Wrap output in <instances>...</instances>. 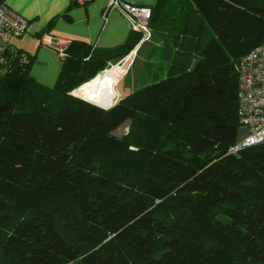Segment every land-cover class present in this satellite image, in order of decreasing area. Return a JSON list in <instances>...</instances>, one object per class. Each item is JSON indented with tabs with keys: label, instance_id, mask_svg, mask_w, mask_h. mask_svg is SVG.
I'll return each mask as SVG.
<instances>
[{
	"label": "trees",
	"instance_id": "16d2710c",
	"mask_svg": "<svg viewBox=\"0 0 264 264\" xmlns=\"http://www.w3.org/2000/svg\"><path fill=\"white\" fill-rule=\"evenodd\" d=\"M152 12L161 44L149 67L161 77L108 109L72 91L140 33L108 49L72 41L53 87L31 75L33 53L5 51L0 264H264V143L230 150L264 0H159ZM91 228L101 235L82 241Z\"/></svg>",
	"mask_w": 264,
	"mask_h": 264
},
{
	"label": "crops",
	"instance_id": "0c3cea01",
	"mask_svg": "<svg viewBox=\"0 0 264 264\" xmlns=\"http://www.w3.org/2000/svg\"><path fill=\"white\" fill-rule=\"evenodd\" d=\"M125 1L152 7L159 0ZM108 2L109 0H92L86 5H78L73 0H7L12 9L22 14L29 21L27 33L19 38H13L9 47L13 49L23 48L33 53L35 58L31 75L40 84L53 87L59 79L63 61L59 50L41 43L43 32L54 35L62 42H68L67 47L74 41L84 43L93 49L122 46L136 32L119 12L105 11ZM153 37V45L144 54L146 67L150 64L153 49L161 44L159 35L154 31ZM143 46L144 43H141L137 48L130 67L135 63L137 56L143 50ZM130 67L121 78V86L130 71ZM98 82L100 83L99 79ZM122 90L124 96L130 93L124 88ZM72 93L97 103L99 87L93 78L76 88Z\"/></svg>",
	"mask_w": 264,
	"mask_h": 264
},
{
	"label": "built area",
	"instance_id": "2783aa9c",
	"mask_svg": "<svg viewBox=\"0 0 264 264\" xmlns=\"http://www.w3.org/2000/svg\"><path fill=\"white\" fill-rule=\"evenodd\" d=\"M78 5H86L92 0H73ZM106 12H119L131 25V28L141 34V38L131 53L119 62L123 68L133 57L141 43L153 36L151 27L152 7L134 4L125 0H109ZM29 21L22 14L12 9L7 0H0V62L13 38H19L27 33ZM41 43L59 50L65 56L68 42L49 33L41 37ZM238 119L246 127V134L231 146L232 153H238L244 148L264 143V40L242 56L239 66L238 85Z\"/></svg>",
	"mask_w": 264,
	"mask_h": 264
},
{
	"label": "rangeland",
	"instance_id": "374dc122",
	"mask_svg": "<svg viewBox=\"0 0 264 264\" xmlns=\"http://www.w3.org/2000/svg\"><path fill=\"white\" fill-rule=\"evenodd\" d=\"M153 38L154 37L152 36L151 39L146 40V41L143 42L144 43L143 50L137 56L133 66L130 67V64L133 62V59H134L135 55L133 57H131L126 62V64L123 66V68H127V69L130 67V71L126 75V77H125V79L123 81V84H122L123 87L121 86V78H122V76L124 74L121 75V77L118 79L117 83L115 84V88L119 92V96H117L118 98L116 99L115 104H117L120 101V99L125 97L123 95L124 94V91L122 90L123 88L126 91H128V92H132V91H134L136 89H139V88L143 87L147 83H151V82H154V81H157L158 79H160L161 72H154V71L151 72L149 70L150 67L149 66L146 67L145 64H144L145 63V59H146V58H144V54L153 45V43H154V39ZM129 54H127V55H125V56H123V57H121L119 59H115V60L109 62L107 64V67L104 70H102L100 73H104L106 71H110L112 69V67L116 66V65L120 67L119 62L121 60L125 59ZM162 67H164V66H162ZM98 79L99 78H98V75H97V77L95 78V81H96V83H97V85L99 87V94H98L97 97H99V99L101 98L104 101L105 105L107 106L106 99H105V94H104L103 89L101 87V83L98 82ZM75 96H77V95H75ZM77 97H80V96H77ZM129 124H130V122L126 121L119 128H117L116 130H114L112 132V137H113V139H115L116 142L122 141L123 138L128 134V132H129ZM245 134H246V127L241 125V127L239 128L238 138L241 139ZM91 147L96 148L93 145ZM98 152H99L98 154L102 153V154H100L101 156L110 158V157H114V152L115 151H111V150H108L106 148H101ZM88 229H90V228H88ZM88 229H85L84 231H79V238L82 241L93 240L99 234L98 233L99 231L97 232L96 230L91 228L92 230H94V233H93V232H90L91 230H88ZM99 235H101V234H99Z\"/></svg>",
	"mask_w": 264,
	"mask_h": 264
},
{
	"label": "bare ground",
	"instance_id": "6f19581e",
	"mask_svg": "<svg viewBox=\"0 0 264 264\" xmlns=\"http://www.w3.org/2000/svg\"><path fill=\"white\" fill-rule=\"evenodd\" d=\"M124 70L119 66H113L110 71H106L104 73H99L98 78L101 83V87L105 94L106 104L109 108L110 106L115 104L116 99L119 96V92L115 88V84L118 79L121 77L122 72ZM109 106V107H108Z\"/></svg>",
	"mask_w": 264,
	"mask_h": 264
},
{
	"label": "water",
	"instance_id": "95a60500",
	"mask_svg": "<svg viewBox=\"0 0 264 264\" xmlns=\"http://www.w3.org/2000/svg\"><path fill=\"white\" fill-rule=\"evenodd\" d=\"M75 95V94H74ZM81 97V96H80ZM81 98H83V97H81ZM83 99H85V100H87V101H89V102H91V103H93V104H95V105H98V106H100V107H102V108H104V109H108V108H106V107H104V106H101V105H99V104H97L96 102H94V101H92V100H89V99H86V98H83ZM113 106V105H112ZM112 106H110V107H112ZM109 107V108H110Z\"/></svg>",
	"mask_w": 264,
	"mask_h": 264
}]
</instances>
